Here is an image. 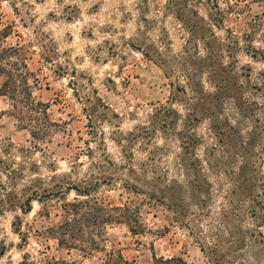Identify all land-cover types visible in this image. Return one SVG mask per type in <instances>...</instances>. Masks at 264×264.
<instances>
[{"label":"rangeland","instance_id":"374dc122","mask_svg":"<svg viewBox=\"0 0 264 264\" xmlns=\"http://www.w3.org/2000/svg\"><path fill=\"white\" fill-rule=\"evenodd\" d=\"M236 1L245 12L238 21L226 20L223 29L214 28L215 46L220 41L233 45L226 28L241 34L252 16L264 19V1ZM197 9L207 18L206 2ZM175 10L169 0H0V34H9L0 36V50L24 46L34 73L32 94L47 110L36 124L27 109L21 117L19 107L12 108L18 101L0 95V249L6 248L0 264H20L25 253L37 264H114L108 261L112 248L134 264H152L153 254L204 263L198 242L168 207L129 192L124 182L143 188L136 178H142L144 164L157 174L170 171L181 152L177 133L185 126L200 136L202 159L228 163L224 150L234 155L246 147L256 170L264 172V25L250 42L255 48L247 49L240 40L239 49L225 52L214 46L207 53ZM186 69L207 91L195 95L198 102L189 101V88L187 94L182 91L188 87ZM211 80H223L227 90L208 95L216 92ZM3 82L0 73V91ZM166 104L180 113L178 123L174 112L163 113L166 126L156 120V108ZM55 173H68L69 181L79 185L101 178L96 195L140 204L146 232L109 228L106 250L88 256L47 237L45 230L63 214L59 200H34L29 213L16 204L31 193L23 191L31 180H48ZM74 197L72 191L68 198ZM17 216L26 242L13 226Z\"/></svg>","mask_w":264,"mask_h":264},{"label":"trees","instance_id":"16d2710c","mask_svg":"<svg viewBox=\"0 0 264 264\" xmlns=\"http://www.w3.org/2000/svg\"><path fill=\"white\" fill-rule=\"evenodd\" d=\"M204 2L209 7L207 18L201 16L197 9V6ZM169 3L172 9H176L175 16L183 22V28L196 42L202 43L207 53H210L214 43L219 40L214 28L223 29L226 20L238 21L245 12L236 0H169ZM261 25H264V19L255 15L246 21V28L241 34L226 28L229 41L233 45L220 41L215 47L228 52L241 48L240 40H243L248 43L247 49H250L254 47L250 42L254 40ZM6 33L7 30L0 36L7 37L9 34ZM26 59L24 46H9L0 50V73L4 76L0 95L18 101L19 105L12 104V108L19 107L21 117H24L27 109V117L38 124L41 122V115L47 110L43 111V103L37 101L32 94L30 77L34 73L29 70ZM183 76L188 87L183 86L182 91L187 94L186 88H189V101L198 102L200 99L195 97L196 94H207L204 84L192 82V76L187 69L184 70ZM222 81L211 80L216 92H210L208 95L218 96L226 91ZM189 103L186 102V106L197 104ZM187 109L192 111L189 107ZM166 112H174L176 123L181 119L177 110L167 104L161 105L156 108L155 118L165 126L168 121L166 117L163 118V113ZM211 113H216L213 108ZM185 127L186 131L177 133L181 152L170 167L173 176L170 177L169 168L157 174L156 168L144 164L141 167L142 178H136L142 181L144 187L139 188L125 180V188L131 193L144 195L150 203L167 206L173 213V219L188 228L198 242L204 256L203 264H261L264 260V172L259 173L260 170H256L257 165L248 155L246 147L234 155L230 150H224L223 152H227L231 157L228 163L217 161L214 164L212 158L202 159L197 153V147L201 144L200 136L190 126ZM32 134L36 135L35 132ZM241 141L242 145L247 144L243 136ZM56 171L57 169H53V172ZM148 173H151V176H148ZM69 177L68 173H55L49 176L48 180H31L23 190H31V193L24 202L16 204L23 213H29L34 200H59L63 214L56 225L45 230L47 237L57 240L66 249H78L88 256L106 250L109 228L124 225L135 235L146 232L147 224L140 204H133L132 199L117 204L111 201L108 194L97 196L96 192L104 181L101 178H87L79 185L70 182ZM72 191L75 197L69 199L68 195ZM47 213L48 210L46 215ZM16 219L13 222L15 231L23 242H26L25 232L21 230V218L17 216ZM5 252L4 245L0 249V258ZM108 254V261L114 264L135 263L126 260L120 249L112 248ZM48 263L52 264V261L48 260ZM20 264L37 263L30 253H25ZM152 264L190 263L182 256L165 257L153 254Z\"/></svg>","mask_w":264,"mask_h":264},{"label":"clouds","instance_id":"9594fccd","mask_svg":"<svg viewBox=\"0 0 264 264\" xmlns=\"http://www.w3.org/2000/svg\"><path fill=\"white\" fill-rule=\"evenodd\" d=\"M73 179H75V177H73Z\"/></svg>","mask_w":264,"mask_h":264}]
</instances>
